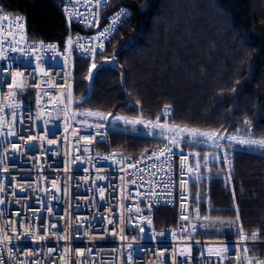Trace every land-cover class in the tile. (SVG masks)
Returning a JSON list of instances; mask_svg holds the SVG:
<instances>
[{"label":"built area","instance_id":"obj_1","mask_svg":"<svg viewBox=\"0 0 264 264\" xmlns=\"http://www.w3.org/2000/svg\"><path fill=\"white\" fill-rule=\"evenodd\" d=\"M91 3L94 5L95 0ZM60 9L67 27L79 28L70 29L61 43L28 40L21 27H26L24 20L10 24L0 19L3 24L0 43L12 57L0 60V66L9 69L0 74V187L4 189L0 198L5 201L0 204V240L4 241L0 243V260L4 264H173L174 258L187 264H248L250 258L264 261L263 257H242L240 236L208 238L191 233L192 208L194 203L198 204L197 194H201L209 210L211 178L221 177L225 183L229 182V173L221 172L220 153L179 144L169 161L145 158L151 157L153 151L159 155L168 145L165 142L141 153L136 143H129L123 149L109 152L93 149L85 154L83 144L94 146L106 139L107 132L103 127L76 122L67 93L73 81L72 57L92 55L90 51L85 54V49L89 47L90 38L97 36V28L88 27L87 19L69 23V13L77 10L90 18L83 0L75 7L64 0ZM121 9L126 8L117 5L108 11L99 10V30L104 31ZM4 16L13 22L16 17H24L0 11V17ZM10 26L17 41L37 47H28L27 55L12 53ZM69 38L73 45L71 50L68 49ZM51 44L56 48L46 47ZM17 72L25 73L15 77V85L20 87L17 89L14 85V89H9L8 85L13 84L11 74ZM13 90L17 94L10 98ZM13 130L17 131L16 136L6 135ZM99 133H103V139L99 138ZM13 145L17 147L13 149ZM195 153L201 155H189ZM204 154L209 156L207 164ZM233 154H229L231 169ZM182 156L189 157L184 161L183 174ZM181 180L187 181L183 214L190 217L188 221L182 220ZM158 198L161 203L166 200V206L175 208V223L158 229L144 227L142 234L140 224L135 221L139 214L136 209L149 208L150 203L158 207ZM205 216L200 215V218ZM12 222L17 223L10 226ZM162 232L164 235L160 236ZM39 236L45 238L39 240ZM222 242L236 245L223 261L215 255ZM244 244H264V239H249Z\"/></svg>","mask_w":264,"mask_h":264},{"label":"trees","instance_id":"obj_2","mask_svg":"<svg viewBox=\"0 0 264 264\" xmlns=\"http://www.w3.org/2000/svg\"><path fill=\"white\" fill-rule=\"evenodd\" d=\"M63 1L0 0V11L24 15L28 40L61 43L70 29H79L67 27L60 9ZM146 4L150 5L147 9ZM117 5L129 10L130 19L107 40L104 53L95 58L73 56L71 62L74 120L102 125L107 132L94 150L109 152L136 143L141 153L170 139L146 134L141 125L80 115L85 110L154 121L167 105L172 114L159 121L168 125L242 136L251 132L253 137L264 138V0H111L100 11ZM114 54L115 66L105 63ZM93 59L102 67L89 81ZM134 127L139 130L133 131ZM180 144L216 149L184 141ZM223 144L230 148V142ZM231 148L232 180L225 183L221 177L211 178L210 208L207 210L206 201L199 205L201 215L210 219H201L194 234L234 237L242 225L249 237L259 231L258 239H264V153ZM237 207L241 219L229 224L235 220ZM140 210L135 218L140 226L158 229L175 223L174 207ZM246 246V254L241 248L243 258H264V244Z\"/></svg>","mask_w":264,"mask_h":264},{"label":"snow or ice","instance_id":"obj_3","mask_svg":"<svg viewBox=\"0 0 264 264\" xmlns=\"http://www.w3.org/2000/svg\"><path fill=\"white\" fill-rule=\"evenodd\" d=\"M80 2V0H67V3L69 5H71L72 7L76 6V3ZM109 3V0H95V4L93 5L91 3V0H83V7L84 9L88 12V14L90 15V18H87L85 16V14L83 12H80L79 10H77L75 13H69V23H71L73 20H79V21H84L85 19H87V26L91 27L93 25L96 26L97 28V36L90 38L89 40V47L85 49V54H87V52H91L93 55V58H95L96 54H103L104 53V43L106 42L107 38L118 29V27L122 24V23H126L128 19H130L129 16V10L128 9H121L118 13L115 14L114 17L111 18L112 22L111 24H109V26L104 30V31H100L99 30V25H100V8L103 6H107V4ZM146 9L150 7V5H145L144 6ZM95 8V11L93 12L92 9ZM67 11V10H66ZM0 19L4 20V21H8L11 23H16V24H20V22L22 20L25 21L26 23V18L24 17H16L15 21L13 22L11 20L10 17L8 16H4V17H0ZM21 27L23 28V31L25 33V37L27 35V29L24 25H21ZM3 29V24H0V30ZM9 34L12 35V42L9 44V48L10 51L12 53H16L19 52L22 55H27V48L31 47L33 49H35L37 47L36 44H31V45H27L25 44H21L19 41L16 40L15 34L12 32V28L10 26L9 28ZM77 39H81V38H77ZM95 41L96 43L93 44L92 41ZM40 46H44L43 42H40ZM49 49H55L56 45L51 44V45H47L46 46ZM73 47L72 45V40L71 38H69V42H68V49L71 50ZM81 47H83V45H81ZM3 59H9L11 60L12 57L10 55H8V49H5L3 44L0 43V60ZM115 62H116V54H114L111 58L107 59L105 61V63L111 64L112 66H115ZM99 67L102 66H98L94 59H93V63L91 65V67L88 69V79L89 81H91L95 75L97 74V70ZM9 71V69L4 68L2 66H0V74H4L7 73ZM12 78H13V84H9L8 87L9 89H14V85H15V77L17 76H24L25 73L24 72H17V73H12ZM20 85H15V88H19ZM72 85L69 84L68 85V93H67V100H68V105L70 106L73 103V97H72ZM234 91H237V89H234ZM17 92L15 90L11 91L9 94V97H13L14 95H16ZM81 99H84L83 97ZM11 107L15 108L16 105H10ZM172 108L171 106H165V108L163 109V111L159 114V116L157 117V121L155 123H153L152 121H143V120H129L125 117H114V121H121L123 120L125 125L131 124L133 126H137V125H143L145 128H153V129H160V131L163 132H174L176 134V136H179L182 138V140L184 142H188L191 144H203V143H212V144H216L218 141L222 140V139H227L229 141H232L234 144H238L244 148H247L249 150L251 149H259L264 151V138L261 139H253L251 138V132L248 138H239L237 136H232V135H228L225 136L224 133H218L216 131H202L200 129H196V128H187V127H180L178 125H168V124H160L159 120L161 118H168L171 116L172 114ZM74 116L76 115L75 113L73 114ZM80 115L83 116H96L99 117L102 120L107 121L109 119V117L112 116L111 113H108L107 115L103 114V113H98V112H91L88 110H85L84 112H81ZM23 120H20V123L23 124ZM245 124H248V121L245 120ZM97 127H102V125H97ZM139 129H137L136 127L133 128V131H137ZM239 131V130H238ZM18 133L17 131L13 130V131H9L8 133H6V135L9 136H16ZM153 135H155V132L152 133ZM99 138L103 139V133H99ZM176 136H173L172 139H170L168 141V145H166V147L164 149H161L159 151V155H157V153L155 151H153L152 156L151 157H145L147 159H152L153 157L158 159V160H163V161H169L171 156L174 155L173 149L176 147H179V144L181 143V140H178L176 138ZM31 139H35V138H31ZM51 142V141H50ZM89 143H91V140H89ZM17 146L13 145V149H15ZM25 149H27L29 147V145L26 143L24 145ZM229 147L231 148L232 145L230 144ZM113 155H116L115 153ZM189 155H196V156H200V153H195V154H189ZM189 157L188 156H182V163H181V172L183 174V166H184V161H186ZM217 160H221L220 157H216ZM203 160L204 163L207 164L209 162V156L207 154H204L203 156ZM221 162H223L225 165L228 166L229 168V176H228V181L231 182L232 180V176H231V161L229 159V155L227 152H225L224 157L222 158ZM131 167H136L135 165H132ZM200 168V164H197V170H199ZM7 171V170H5ZM191 171V170H190ZM199 179V177H198ZM187 184V181L181 180V195H182V203H181V210H182V220L184 221H188L190 219L189 216L184 215V211L186 210V205L184 203L185 200H187V197H183V191L185 189V186ZM165 188L168 187L167 184L164 185ZM4 189L2 187H0V192H3ZM101 195L103 196V193H101ZM169 195H171V193H169ZM235 198H236V194L235 191H233V200L235 203ZM197 203L201 204L203 203L202 199H201V194H197L196 197ZM5 201L0 198V204H3ZM157 204H159L160 206H166L167 205V201H163L161 203V201L159 200V198L157 199ZM154 207L153 204H149V209L151 210ZM137 213H139L141 210L139 208L136 209ZM197 211V216L199 215V209L196 210ZM17 215L19 216L20 213H17ZM39 219V218H38ZM204 219L208 220L210 219L209 217H204ZM240 214H239V207H237L236 209V217L234 221H229V224H237L240 221ZM149 224H151V220L148 219L147 221ZM221 224L224 223L223 220L219 221ZM17 222H12V224L10 226L15 225ZM109 223H112V221H109ZM51 227H55V225H52ZM200 227H207L206 225H200ZM197 226L193 225L192 226V231L195 232L196 231ZM140 231L142 234L145 233V228L143 226L140 227ZM183 231V229H182ZM239 233H240V247L242 248L243 252L246 254L247 253V246L244 244L245 241L251 239L252 241H256L258 239V235L260 234L259 231L258 232H253L251 234V236L249 237L243 229V226L241 225L238 229ZM21 235H26L25 234H21ZM160 236H163L164 233H160ZM45 237L43 236H39L37 237V239L39 240H43ZM0 243H4L3 240H0ZM129 247H131V245H129ZM236 245H232L230 246L227 242H222V245L220 247V249L215 252V255L221 260H226L228 258V253L230 251L231 248H235ZM53 249H49V252H52ZM9 255L11 256V249H9ZM31 255V253H30ZM81 256L84 255L83 252L80 253ZM163 255V254H161ZM190 255V253H189ZM253 261H255V264H264V261H259L256 260L255 258H250L248 264H253ZM0 264H4V262L2 260H0ZM173 264H187L186 261H178L174 258L173 260Z\"/></svg>","mask_w":264,"mask_h":264},{"label":"rangeland","instance_id":"obj_4","mask_svg":"<svg viewBox=\"0 0 264 264\" xmlns=\"http://www.w3.org/2000/svg\"><path fill=\"white\" fill-rule=\"evenodd\" d=\"M71 111H72V110H71ZM117 116H119V117H125V118H127V119H129V120H143V121H145V122L148 121V120H144V119H137V118H132V117H129V116H123V115H119V114L112 115V116L109 117V118H110V120L113 121V122L124 123L123 120H121V121H114L113 118H114V117H117ZM156 121H157V120H154V121H152V122L155 123ZM159 123H160V124H166L165 122H162V121H159ZM169 125L171 126V125H173V124H169ZM110 126H112V127H120V126H116V125H114V124H110ZM178 126H180V125H178ZM180 127H187V126H180ZM187 128H193V127H187ZM196 129H199V128H196ZM140 130H141L142 132L146 133V134H149V135H152V136H155V137H161V136H164V137H167V138H169V139H172L173 136H176V134H175L174 132H163V133H162V132L160 131V129H158V128H156V129H153V128H145L143 125H141ZM200 130H202V131H209V132L214 131V130H208V129H200ZM153 132H155V135L152 134ZM216 132H218V133H224L225 136H228V135L237 136L238 139H239V138H248V137H249V136L238 135V134H235V133H227V132H221V131H216ZM176 138H177L178 140L183 141L182 138L179 137V136H176ZM251 138H253V139H261V138H257V137H253V136H251ZM224 141H228V142H230L231 145H232L233 147H242V146H240V145H238V144H234L232 141H229V140H227V139H222V140L218 141L216 144H212V143H203V144H198V145H202V146L210 147V148H216V149H207V150H212V151L218 152V153H220V157L223 158L224 155H225V152H227L228 155H229L230 153H234V152H233V151H234L233 148H226V147L223 146V145H224V144H223ZM82 147H83V150H84L85 154H86V153H89V152H91V151L93 150V146H90V144H83ZM195 150H200V151H202V149H195ZM251 150L259 151V152L264 153V151L259 150V149H251ZM220 166H221V172H223L224 174L229 173V168H228L227 165H225L223 162H221V165H220ZM197 209H199V215H198V216H197V211H196ZM200 215H201V213H200V206H199V204H195V203H194L193 208H192L193 225H196V226H197V225H198V224L204 219V218H200ZM205 217H207V214H206ZM147 218L149 219V216H148V214L146 213V214H145V219L147 220ZM141 219H143L142 216H141ZM201 219H202V220H201ZM236 231L239 233V231H238L237 228H236ZM191 233H192V235L197 236V235L194 234L193 231H191ZM238 236H240V233H239L237 236H234V237H238ZM234 237H227V238H234ZM225 238H226V237H225ZM220 247H221V246L217 247V249L220 248ZM249 257H252V256H251V255H246V256H245V258H249Z\"/></svg>","mask_w":264,"mask_h":264}]
</instances>
